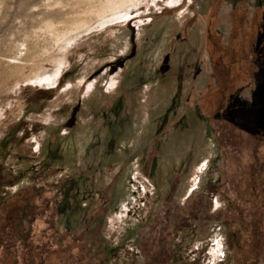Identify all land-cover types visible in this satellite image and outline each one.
<instances>
[{
    "label": "rangeland",
    "instance_id": "obj_1",
    "mask_svg": "<svg viewBox=\"0 0 264 264\" xmlns=\"http://www.w3.org/2000/svg\"><path fill=\"white\" fill-rule=\"evenodd\" d=\"M7 200L0 264H264V0H0Z\"/></svg>",
    "mask_w": 264,
    "mask_h": 264
},
{
    "label": "trees",
    "instance_id": "obj_2",
    "mask_svg": "<svg viewBox=\"0 0 264 264\" xmlns=\"http://www.w3.org/2000/svg\"><path fill=\"white\" fill-rule=\"evenodd\" d=\"M39 190H41V189L32 188L31 196L32 195L35 196L36 194H39ZM11 200H13V198H11ZM21 204H23V206L15 211V213L13 214L14 216L9 215L8 212L5 214V217L11 216L10 218L7 219L8 222H6L5 224H7L6 225L7 227L14 228V232L16 233L15 237L18 239V241L23 242V243L25 242V244H29L30 243L29 237H31L30 228L28 227L26 230L23 228H24L25 221H27V220L30 221V224L33 222L34 215L32 213H34V212H33V209H31L33 206H29L28 204L23 203V202ZM10 206H11V204L7 200L2 204V206L0 208L2 209V212L5 213L7 211L6 209H8ZM29 215H30V219L27 217ZM57 216H59V214H57ZM8 241H9V239H8ZM5 243H6V246H8V247H6V249L7 248L9 249L10 248L9 243H11V242H9V243L5 242ZM23 250L24 249H22L21 251H23ZM27 257L29 258V256H26L23 259L27 260Z\"/></svg>",
    "mask_w": 264,
    "mask_h": 264
}]
</instances>
